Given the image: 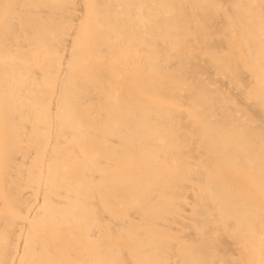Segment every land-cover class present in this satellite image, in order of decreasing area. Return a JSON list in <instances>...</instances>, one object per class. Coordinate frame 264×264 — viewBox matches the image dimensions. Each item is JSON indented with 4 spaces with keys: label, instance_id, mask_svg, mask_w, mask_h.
Masks as SVG:
<instances>
[{
    "label": "bare ground",
    "instance_id": "6f19581e",
    "mask_svg": "<svg viewBox=\"0 0 264 264\" xmlns=\"http://www.w3.org/2000/svg\"><path fill=\"white\" fill-rule=\"evenodd\" d=\"M0 264H264V0H0Z\"/></svg>",
    "mask_w": 264,
    "mask_h": 264
},
{
    "label": "rangeland",
    "instance_id": "374dc122",
    "mask_svg": "<svg viewBox=\"0 0 264 264\" xmlns=\"http://www.w3.org/2000/svg\"><path fill=\"white\" fill-rule=\"evenodd\" d=\"M178 49L180 50L181 49V45H179V47H178ZM121 65H116V67H118V73L119 74H123V75H125L127 72L125 71V70H123L121 67H120ZM129 75H130V73H128ZM151 75H152V77H154V78H161L162 76L161 75H156V74H153V73H151ZM164 75H166V74H164ZM168 78H170V77H168ZM117 79H115V81H116ZM119 83H121L122 81H121V79H119V80H117ZM125 160L127 161V162H129L130 161V157L129 156H127V157H125ZM133 168V167H132ZM131 171V170H130ZM138 174L139 173V169H137L136 171H135V174ZM130 176H136V175H134V173H130ZM191 244V246H195L196 244L195 243H190Z\"/></svg>",
    "mask_w": 264,
    "mask_h": 264
}]
</instances>
